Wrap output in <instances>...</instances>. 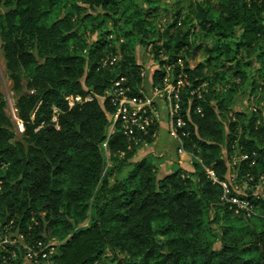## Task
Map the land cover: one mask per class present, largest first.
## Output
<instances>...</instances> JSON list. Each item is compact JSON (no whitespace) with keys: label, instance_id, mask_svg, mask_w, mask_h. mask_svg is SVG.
I'll list each match as a JSON object with an SVG mask.
<instances>
[{"label":"trees","instance_id":"trees-1","mask_svg":"<svg viewBox=\"0 0 264 264\" xmlns=\"http://www.w3.org/2000/svg\"><path fill=\"white\" fill-rule=\"evenodd\" d=\"M60 1L0 0L4 8L0 11V41L5 68L14 89L26 91L16 101L18 117L24 125L20 140L11 142L13 132L0 99V163L6 164L2 176L4 170L0 171L1 223L12 221L19 226L30 244L55 237L60 244L50 264H94L105 249L126 256L119 264H264V230L251 229L238 237L231 230L235 224L228 219L227 226L219 230L220 247H213L203 229L204 225L211 229V224L217 221V218L208 220V215L212 208L220 209L222 188L207 177L199 161L194 160L192 178L186 177L188 174L182 176V168L178 166L157 179L150 155L130 162L137 144L128 140L120 127L116 126L107 139L109 122L105 110L111 108L106 103L102 106L94 99L69 109L64 101L69 94L101 96L120 75L128 77L132 95L137 94L135 86H139L141 78L134 49L136 44H144L149 12L137 15L142 18L124 34L126 41L117 35L121 60L110 70L98 69L106 55L101 53L102 49L113 45L112 38H107L111 31L101 32L89 52L91 63L85 73L84 56L70 46L75 40L81 41L73 30L70 12L53 16ZM78 1L92 10H102L116 24L112 15L117 13L121 0ZM78 1L73 7L79 11L82 8ZM130 18L126 16V24L132 23ZM103 22L105 19L95 29L99 30ZM172 25L184 29L181 38L175 42L169 38L161 45L153 43L156 55L160 50L167 61L180 57L185 64L191 49L192 58L200 50L209 60L223 57L231 62L241 55L244 60L259 62L257 77L264 81V0H216L212 11L202 8L196 28L204 31L205 37H215L211 48L200 44L194 47L188 42L193 28L187 19H176ZM135 26L142 30L143 36L135 33ZM162 56L160 65L165 62ZM239 69L236 75L248 76ZM177 71L178 68L173 72ZM184 71L193 86L202 81L196 79L192 70L185 67ZM163 75L164 70H157L153 74L155 82H160ZM250 79L253 83L256 76ZM186 97L184 108L188 105ZM53 106L60 110L57 129L51 122ZM196 106L200 112L194 111ZM221 108V101L213 103L209 97L192 100L185 119L191 118L188 121L191 132L197 124L198 134L191 133L184 147L189 142L195 144L193 150L198 151L200 161L222 179L227 168L219 156L220 142L229 146L236 140V145L243 146L250 158L255 159L249 171L256 180L257 173L264 174V147L259 146L260 135L264 137L262 114L247 117V125L242 127L244 134L234 132L237 122H230L231 134L224 140L218 112ZM182 115L185 116V111ZM258 119L263 124L256 125ZM157 128L156 125L153 130ZM139 136L152 141L149 136ZM106 139L109 166L102 148ZM120 153L124 154L120 157ZM247 162L242 163L243 175L248 169ZM129 165L134 169L118 178ZM248 199L264 210V198ZM224 205L225 216L234 214L230 204ZM155 221L165 223L162 234L176 233L166 246L155 238L152 224ZM83 222L86 224L78 227Z\"/></svg>","mask_w":264,"mask_h":264},{"label":"rangeland","instance_id":"rangeland-1","mask_svg":"<svg viewBox=\"0 0 264 264\" xmlns=\"http://www.w3.org/2000/svg\"><path fill=\"white\" fill-rule=\"evenodd\" d=\"M76 1L78 0H61L57 5L59 8L54 11L53 16L60 15L61 17L67 12H70L69 14L72 16L73 30L76 31L77 35L81 38V41L75 40L74 42H71L70 46L72 50L77 51L78 54L84 56L85 73L88 70L89 63H91V59H88L90 58L89 52L91 48H94L95 41L100 38L101 32L111 31V33L107 35V38H112L114 41H112L113 45L111 47L108 49L103 48L101 53L105 52L106 55L109 53H115L116 51H119L120 53V41L116 40V38L119 36V38L126 41L124 34L129 31L133 25H135V21L137 19L142 18V16L138 17L137 15L144 14L145 11L149 12L148 21L150 24L146 26L148 34L146 37H143L144 44L135 45L134 55L136 63L139 67L146 70L147 77L152 76L157 70H159L158 64H160V57L158 56L159 54L156 55V51L153 50V43L161 45L162 42L169 38H171L172 42H175L179 40L183 34L184 29L179 30L176 26L172 25L176 19H187L189 25H192L193 32L188 38V42L192 44V46L195 47L200 44L203 47L206 46V48H211L215 44V37H205L204 31L200 30L198 27L196 28V26L198 23V17L200 16V10L204 8L205 10L208 9L212 11L213 4L216 0H121L122 3L117 9V13L112 15L114 20H116L115 25L112 24L110 19H107L106 16L103 15V11L100 9L92 10L87 7V5H84L79 1L77 4L82 9L79 11L74 9L73 4ZM0 11H4L2 6H0ZM125 11L127 12L123 17ZM120 14L122 15L120 19H118ZM126 16H132V18L129 19V22L131 21L132 23H125L124 20ZM103 19H105V22L101 24L99 30L95 29V25L99 24L100 20ZM134 31L140 35L142 34V30H139L137 26H135ZM235 39H238V37H235ZM232 45L233 43L231 46ZM158 52L160 53L161 51L159 50ZM192 52L193 51L191 49L188 51V54L190 55ZM189 55L186 57V64L182 60L183 68L185 69L186 67L190 71L192 70L196 75V79L202 80L194 85L205 84L203 98L206 99V97H209L212 99L213 103L221 101L222 108L220 111L218 110V112H220L219 118L224 128V140H227L231 134L228 127L230 122H237V127L234 129V132L240 131L243 133L245 131L242 127L247 125V117L251 114L258 115L261 113L264 120V81L260 77H257L258 68L260 67L259 62H256L254 59L249 61L244 60L241 55L234 57L231 62L225 61L223 57H212L209 60L207 55L203 54L202 50L198 51V54L196 53L195 58H192L190 57L191 55ZM92 57L93 56H91V58ZM229 57H232L231 53ZM238 68H240L239 70L242 73H246L249 77H240L239 74L236 75L235 71L238 70ZM173 74L175 75L176 73L173 72ZM253 76H256V81L252 83L250 78ZM81 80H84V76ZM240 80L241 82L239 83ZM25 92L24 88L20 91L14 89V83L5 68V61L2 55V44L0 41V99L4 102L3 110L9 120L11 131L13 132L14 137L11 142L20 140L24 136V125L18 117L16 101L19 95L24 94ZM97 96L100 97V95ZM184 96L185 94L183 95V103ZM188 119L190 122L191 118ZM165 120L167 121V117L164 113V115L159 117V124L161 125L159 138L162 136L164 128L162 121L165 122ZM191 123L194 124L193 122ZM255 123L257 125L260 123L263 124L264 122L262 123L260 122V119H258ZM197 128V124H195L191 133L198 134ZM157 131L158 128L155 130V135H146L151 138V142L142 138L136 140V142L134 141L137 144V150L134 156L130 159V162L139 161L141 158L150 155L152 157L151 163L157 170L155 173L157 179H161L165 175L172 173L178 166L182 168V176L188 174L185 176L192 178L190 173L195 171V161H199L202 169L205 171L206 166L200 161L198 151L195 152L193 150L195 148V144L188 141L190 145L185 147L184 152L179 155L177 151L179 142L176 138L171 136L168 129L167 134L171 140L168 147L164 150L160 149L163 153H154L155 155L148 153L151 147L155 146L156 140L161 142V139H158ZM245 134L248 138L249 135L247 133ZM259 140V146L264 147V137L260 135ZM220 143L221 155L219 156L225 161V164L228 167V169H226V174H224V178L229 180L231 175L236 177V194L243 196L244 198L251 197L255 199L254 196H256V199H258V196H260V198H264V174L257 173V179L250 183V181L246 180L241 173L243 167L241 165L240 158L241 151L236 145L237 141L235 140L232 143L233 146H236L234 150L231 148L232 145L228 146L227 143H222V141ZM103 144L102 148L106 157V164L109 166L111 165L109 149L107 144ZM122 154L124 153H120L119 156L121 157ZM133 169L132 165L124 168L118 174V178H124ZM4 172L5 170L2 172L1 176ZM229 181L232 182L231 180ZM192 185L194 187V183ZM221 204L225 206L224 204H226V202L221 199ZM221 204H218L220 209L212 208L208 215V220L217 218V221L211 224V229H206V225H204L203 229L207 237L213 241L214 248L218 249L220 247L219 230L227 226L226 222L228 219H231V223L235 224V227L232 226L231 230L235 231L234 234L238 237H241L242 235L244 236L246 232L251 231V229L264 230V210H261L258 207V204L255 205V203L252 202L253 210L250 215L243 214L240 211H234V214H230V217L225 216L227 213H225ZM238 215L242 218L238 217ZM1 216L2 212L0 210V226H2ZM237 218H240V220ZM85 224L86 222H83L79 224L78 227L82 225L84 226ZM152 224L156 240L164 246L168 245L171 239L176 237L175 232L167 235L161 233L165 223L163 224L160 221H155ZM43 235H45V233ZM54 238L51 237V239ZM245 240H248V237ZM123 258H126L124 254L120 252L111 253L109 250L105 249L103 255L98 258L94 264H119V260Z\"/></svg>","mask_w":264,"mask_h":264},{"label":"built area","instance_id":"built-area-1","mask_svg":"<svg viewBox=\"0 0 264 264\" xmlns=\"http://www.w3.org/2000/svg\"><path fill=\"white\" fill-rule=\"evenodd\" d=\"M180 24L179 22L177 23ZM159 56H162L160 52ZM160 65L165 69L160 82H155L152 76L147 77L145 69H139L141 82L137 87V94L132 95V86L128 82L126 75L118 76L111 85L104 90V94L100 97L87 94L84 97L80 94H69L64 96V101L69 109L76 105L91 102L94 99L102 105L105 103L111 108V111L105 110L108 119L107 139L115 131L116 126L120 127L122 132L127 136L128 140H139V135H155L154 127L159 126V117L164 115L167 117L168 131L171 136L179 142L177 151L180 154L184 152V142L190 138L191 131L188 128V105L192 100L203 99L205 84L192 85L187 72L184 71L183 62L180 57H176ZM121 60L119 51L105 55L98 65L100 70H110ZM157 66V65H156ZM178 68L179 71L174 75L173 71ZM187 95V107L184 108L183 95ZM255 111V109L253 108ZM51 122L54 127L58 128L57 117L60 110L55 106L52 107ZM185 111V116L182 113ZM195 112H200V107L196 106ZM43 125V122H42ZM41 125V126H42ZM40 126V127H41ZM152 131V132H151ZM107 139L104 144H107ZM103 144V145H104ZM236 146H231L234 150ZM237 148L241 151V165L247 162L248 169L243 175L248 181L253 182L254 177L249 169L254 165L255 159L250 158V153L245 151L243 146ZM254 155V153H252ZM226 165V164H225ZM244 165V164H243ZM6 167L4 162L0 163V171ZM228 169V167L226 166ZM207 177L222 188L221 199L230 204L234 211L250 215L253 210L251 200L237 195V186L235 185L236 177L231 175L230 182L228 179H219L216 174L205 168ZM226 174V173H225ZM233 177V178H232ZM2 191V181L0 179V193ZM256 198V196H254ZM260 196H258V199ZM33 220V219H32ZM31 228L28 227L27 231ZM25 234L20 230L19 226H15L12 221L4 223L0 226V264H50L51 258L57 253L60 242L54 239L37 240L30 244L25 239Z\"/></svg>","mask_w":264,"mask_h":264},{"label":"crops","instance_id":"crops-1","mask_svg":"<svg viewBox=\"0 0 264 264\" xmlns=\"http://www.w3.org/2000/svg\"><path fill=\"white\" fill-rule=\"evenodd\" d=\"M162 122H163L162 124H164V128L162 131V136L160 138H159V131H160V126H161L160 124L158 126V131H157L158 139H161L160 140L161 142H158L156 140L155 146L151 147V149L148 153H152V155H155L156 153L161 152L160 149H162V150L166 149L168 147V144L171 143V140L169 139L168 134H167V129L169 127L168 122L166 120H165V122L164 121H162ZM161 153H163V151ZM160 155H162V154H160Z\"/></svg>","mask_w":264,"mask_h":264}]
</instances>
